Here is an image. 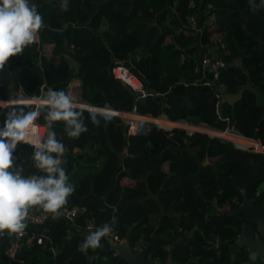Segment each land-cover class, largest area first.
I'll use <instances>...</instances> for the list:
<instances>
[{"label":"trees","instance_id":"16d2710c","mask_svg":"<svg viewBox=\"0 0 264 264\" xmlns=\"http://www.w3.org/2000/svg\"><path fill=\"white\" fill-rule=\"evenodd\" d=\"M29 2L43 18L41 44L51 49L42 53L33 43L9 58L8 70L3 71L5 65L0 69V101L15 91L26 99L38 98L42 87L68 94L74 63L79 97L89 104L168 121H160V128L174 126L169 122L218 131L233 128L264 145V107L256 104L255 96L246 92L230 106L221 103L216 91L223 86L235 94L249 78L254 89L264 92V8L254 12L248 0H69V11L62 12V0ZM202 13L214 21L200 35V45L204 51L216 50L227 65L208 83L195 71L201 52L195 35L185 29L189 17L199 21ZM217 35L222 38L217 40ZM117 65L137 76L145 96L113 77ZM8 109L35 110L24 105ZM39 110L37 122L46 127L47 109ZM5 112L0 107V127ZM97 118L99 126L83 111L88 131L78 138L66 135L63 122L53 127L65 145L62 167L74 186L62 209L85 211L72 222L50 214L43 227L26 225L24 230L43 242L18 253L16 262L5 254L12 235L1 236L0 264H128L103 249L86 254L77 250L90 224H111L105 205L114 209L112 234L139 253L142 263L151 255L164 264L171 254L173 264H232L231 249L213 248L215 240L227 243L240 231L241 220L223 209L232 211L244 199L264 204V155L246 154L228 141L182 129L148 126L145 133L128 136L120 120ZM33 140L28 133L25 141ZM33 151L19 143L13 153L25 176L42 175L33 167ZM212 202L216 209L210 212ZM42 212L36 207L29 211Z\"/></svg>","mask_w":264,"mask_h":264},{"label":"clouds","instance_id":"9594fccd","mask_svg":"<svg viewBox=\"0 0 264 264\" xmlns=\"http://www.w3.org/2000/svg\"><path fill=\"white\" fill-rule=\"evenodd\" d=\"M248 2L254 12L264 8V0L259 4L256 0ZM59 9L69 11V0H62ZM42 27L43 18L37 6L30 4L29 0H0V69L10 57L20 55L27 46L35 43ZM43 103L47 108L44 115L47 132L44 138L32 141L34 151L31 159L33 167L44 175L25 176L22 164H17L13 156L17 145L25 141L30 129L35 127L40 110L25 112L13 109L4 113L0 127V236L21 233L33 207L58 218L74 191L66 169L62 167L65 145L57 140L53 127L56 122H63L66 135L78 138L88 131L83 110H77L73 98L63 90L49 89ZM98 115V111L90 114L95 126L100 124ZM115 222L113 217L111 224L103 223L90 229L77 250L86 254L90 249H102V239L112 242ZM102 259L107 260V257Z\"/></svg>","mask_w":264,"mask_h":264},{"label":"built area","instance_id":"2783aa9c","mask_svg":"<svg viewBox=\"0 0 264 264\" xmlns=\"http://www.w3.org/2000/svg\"><path fill=\"white\" fill-rule=\"evenodd\" d=\"M210 7H208L209 9ZM207 14V13H206ZM208 18L212 22L214 21V17L212 15H208ZM188 22V28L191 31L197 30L198 27V20L196 17L191 16L187 19ZM37 43L40 48L43 47L41 44L39 33H38V39L35 42ZM44 48V47H43ZM73 48V46H71ZM186 58V55H182L181 60L184 61ZM227 67L224 60L217 56V55H204L200 58L197 67L195 69L196 72H200L203 74V81H213L218 78L220 70H223ZM111 73L113 77L117 80H119L123 85L129 87L132 91L140 94L141 96H145V92L143 89V85L140 82V80L137 78V76L132 73L127 67L123 65H117L112 68ZM209 74V78L205 79V75ZM78 87L76 86V91H71L72 98L74 103L77 105V109L87 111L89 114L99 112V117L103 118L106 122L111 121L113 119H118L121 121L123 126L126 128L127 135H134L138 133H145L148 124L149 123H157L158 118H152L149 116H140L138 115L135 110L132 112L126 113L114 110L108 106H95L92 104H89L88 102L83 101L78 94ZM44 93H41V95ZM17 99L20 100H28L24 98L20 93H18ZM40 101L35 104L34 109H42L46 108L44 106V100L45 97L40 96ZM21 104H27L25 101L18 102ZM8 105V104H7ZM47 109V108H46ZM166 122V121H165ZM172 124H176L179 126V124H183L184 127H177L184 131H186L187 134H193V133H203L207 134L211 137H216L225 141H228L231 143L236 149H238L241 152H244L246 154H263L264 155V145L255 138H246L242 135L236 133L233 128H227L223 131H218L215 129L208 128L205 125H190L185 122H169ZM177 128H169V130L177 129ZM47 128L45 126H41L38 123L35 124V127L31 128L29 133H32L34 135V139L36 138H44L46 136ZM20 144H28L32 146V143L27 141H22ZM61 211V217L66 219L69 222H72L75 217H77L80 213H83L85 210L74 207V208H64ZM50 213H39V214H28V217L25 221L26 225L32 226V227H43L47 220L49 219ZM94 229L93 225L90 224L88 226V230ZM1 237V236H0ZM111 238L114 241V244L120 245L125 243L124 239L118 238V236L112 234ZM43 242V239L41 236H38L34 233H29L25 230H23L21 233L13 234L11 241L7 248L5 249L6 256L11 259L12 261L16 262L17 260V254L22 251H27L33 244L41 245Z\"/></svg>","mask_w":264,"mask_h":264},{"label":"water","instance_id":"95a60500","mask_svg":"<svg viewBox=\"0 0 264 264\" xmlns=\"http://www.w3.org/2000/svg\"><path fill=\"white\" fill-rule=\"evenodd\" d=\"M221 96V103H226L234 106L242 99L244 93L249 92L255 96L256 104L259 107H264V92L254 89L248 78V83L244 88L238 90L235 94H228L223 86L216 89ZM264 119V117H263ZM37 124V120L34 122ZM208 164V160L205 161ZM242 215L243 224L240 227V233L237 237L238 248H244L247 253L248 260L244 264H255L263 255L264 250V206L257 205L254 200L244 199L237 209L228 216ZM255 234L258 239L255 240ZM108 239H102L104 251L116 253V255L128 264H158L154 261L151 255H148L146 261L142 263L139 253H134L127 242L116 245ZM164 264H173L171 254L168 255ZM187 264H199L197 262H189Z\"/></svg>","mask_w":264,"mask_h":264},{"label":"crops","instance_id":"0c3cea01","mask_svg":"<svg viewBox=\"0 0 264 264\" xmlns=\"http://www.w3.org/2000/svg\"><path fill=\"white\" fill-rule=\"evenodd\" d=\"M210 26H211V21H210V19H209L208 17H206V14H205V13H202V14L200 15V20H199V22H198L197 30H195V31H191L188 27L185 28L186 30H188V32H192V33L195 35V38H196V47H197V48L200 50V52H201L200 57L206 55L207 52H209V51H210V53H211L210 56H212V55H216V53H217L216 50H213V49L210 48V47H207L206 51H204L203 48H202V46L200 45V42H199L200 35H201L206 29H208ZM39 38H40V35H39ZM217 38H218L217 40H220L222 37H221V35H217ZM43 47L46 48V49H48V53L50 52L51 46L43 45ZM72 64H73V65H72ZM6 67L9 68L7 62L5 63V67L3 68V71H4V70H7ZM71 68H72V70H73L74 75L72 76L71 80H70V81L68 82V84H67V93H68V95H70V96H71V91H76V89H77L76 86H79V85H80L79 80H77V79L75 78V73H76V70H77V66H76V64L71 63ZM207 75H209V74H206V75H205V79L209 78V76H207ZM17 93H18V92H17ZM17 93H16V91H15V93H14L10 98L7 99V100L9 101L8 105H10V106H8V107H11V106H14V105H24V106H27V107H28V106H33V107H35V106L33 105V103H34V102H38V101H40V99H39L40 96L47 98V89H46L45 87H42V93H44V94H42V95L40 94V96H39L38 98H30V99H28V100H23V99L20 100V99H17V98H16L17 95H18ZM71 97H72V96H71ZM220 99H221V98H220ZM21 101H25L27 104H21V103H18V102H21ZM220 101H221V100H220ZM158 119H163V118H158ZM164 120H165V119H164ZM165 121H166V120H165ZM166 122H168V121H166ZM167 131H170V130H167ZM138 134H142V133H138ZM134 135H136V134H134ZM129 136H133V134H132V135H129ZM207 160H208V159H207ZM208 163H209V161H208ZM204 165H207L206 162L204 163ZM42 175H44V173H42ZM124 181H125V180H124ZM72 194H74V191H73ZM72 194H71L70 196H72ZM209 209H210V212H212V211H214V210L216 209V207H215V203H214V202L209 203ZM104 211H105V213H106L107 216H108V217H107L108 221H111V220H112V217H113L114 209L105 205V209H104ZM158 224H159L158 220L155 219V220L153 221V225H154V226H158ZM125 242H126V241H125ZM218 244H221L223 247H224V245H225V243L223 244V243H220L218 240H215L214 248H216V246H218ZM222 249H223V248H222ZM218 251H219V250H218Z\"/></svg>","mask_w":264,"mask_h":264},{"label":"flooded vegetation","instance_id":"af4514ba","mask_svg":"<svg viewBox=\"0 0 264 264\" xmlns=\"http://www.w3.org/2000/svg\"><path fill=\"white\" fill-rule=\"evenodd\" d=\"M255 203H256V201H255ZM256 204L264 206L263 203H256ZM236 209H234L232 211H229V210L226 209V211H228L226 213V215H229V214L233 213ZM233 216H229V217H233ZM236 217L241 220V224H240V227H241V225L243 224V217H242V215H237ZM262 230L264 231V225L262 227ZM239 233H240V231H239ZM239 233H238V235H239ZM238 235H237V237H238ZM237 237L234 238L233 240L228 241L227 243H225L223 248L227 247V248L231 249L232 253H231L230 260H231L232 264H244L248 260L247 253H246V250L244 248H238ZM257 239H258V237L255 234V240H257ZM213 248H214V246H213ZM214 249H216V248H214ZM219 251H221V250H219ZM193 262H195V261H193ZM255 264H264V250H263L262 257L259 258L258 261Z\"/></svg>","mask_w":264,"mask_h":264},{"label":"rangeland","instance_id":"374dc122","mask_svg":"<svg viewBox=\"0 0 264 264\" xmlns=\"http://www.w3.org/2000/svg\"><path fill=\"white\" fill-rule=\"evenodd\" d=\"M40 50H41L42 53H48V49H46V48L41 47ZM6 68L8 70V67H6ZM71 96H72V94H71ZM8 103H9L8 100H6V101H0V107L5 108V109H7L9 111V109H8L9 107L8 106H10V105H7ZM35 104H37V102H34L33 103V105H35ZM155 120H157V123L156 124L155 123H149L148 126H156V127L160 128L162 126V124L160 123V121L161 122L162 121H165L164 119H155ZM172 125H174V126H172L170 128L184 127V125L181 124V123L179 124V126L176 125V124H172ZM160 129H162V130H169L167 128H160ZM177 129H180V128H177ZM226 209L227 208H224L223 210L226 211ZM141 248H142V246H141ZM222 248H223V246L221 244H218V246H216V249L217 250H221Z\"/></svg>","mask_w":264,"mask_h":264}]
</instances>
